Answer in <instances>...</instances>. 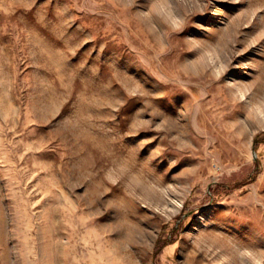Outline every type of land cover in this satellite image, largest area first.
I'll list each match as a JSON object with an SVG mask.
<instances>
[{"label": "rangeland", "instance_id": "1", "mask_svg": "<svg viewBox=\"0 0 264 264\" xmlns=\"http://www.w3.org/2000/svg\"><path fill=\"white\" fill-rule=\"evenodd\" d=\"M0 264H264V0H0Z\"/></svg>", "mask_w": 264, "mask_h": 264}]
</instances>
